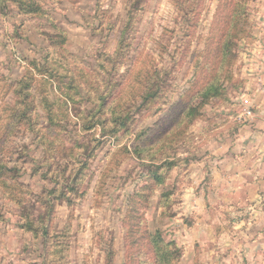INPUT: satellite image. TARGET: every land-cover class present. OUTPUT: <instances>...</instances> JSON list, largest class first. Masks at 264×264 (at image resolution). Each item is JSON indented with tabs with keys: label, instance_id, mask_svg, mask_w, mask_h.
<instances>
[{
	"label": "rangeland",
	"instance_id": "374dc122",
	"mask_svg": "<svg viewBox=\"0 0 264 264\" xmlns=\"http://www.w3.org/2000/svg\"><path fill=\"white\" fill-rule=\"evenodd\" d=\"M263 43L264 0H0V264H264Z\"/></svg>",
	"mask_w": 264,
	"mask_h": 264
},
{
	"label": "trees",
	"instance_id": "16d2710c",
	"mask_svg": "<svg viewBox=\"0 0 264 264\" xmlns=\"http://www.w3.org/2000/svg\"><path fill=\"white\" fill-rule=\"evenodd\" d=\"M234 6H235V5H234ZM9 17H10V22H12V23H16L17 29H18L19 31H21L22 28H23V26H24V24H25V21H27V19H25L23 16H20V17H18V18H16V19H13L11 15H9ZM235 18H236V16H235L234 13H233L232 19H235ZM216 82H217V78H215V81H214V82H211V83L209 84L207 91H209V90H213V91H214V90H215V91L218 92L219 87L216 85ZM32 107H33V106H32ZM32 107H31V108H32ZM27 218H30V217H27Z\"/></svg>",
	"mask_w": 264,
	"mask_h": 264
},
{
	"label": "crops",
	"instance_id": "0c3cea01",
	"mask_svg": "<svg viewBox=\"0 0 264 264\" xmlns=\"http://www.w3.org/2000/svg\"><path fill=\"white\" fill-rule=\"evenodd\" d=\"M262 46H263V54H264V43H263ZM262 72H263V74H264V67L262 68ZM261 116H262V115H261ZM261 116H260V117H261ZM260 120H261L260 118H257V121H260Z\"/></svg>",
	"mask_w": 264,
	"mask_h": 264
}]
</instances>
